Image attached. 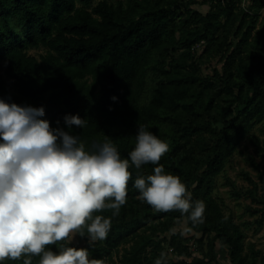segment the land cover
I'll return each mask as SVG.
<instances>
[{"label":"trees","instance_id":"obj_1","mask_svg":"<svg viewBox=\"0 0 264 264\" xmlns=\"http://www.w3.org/2000/svg\"><path fill=\"white\" fill-rule=\"evenodd\" d=\"M252 1V14L241 10L240 0H211L203 14L184 0H0V98L43 107L40 119L80 136L86 149L108 136L122 158L134 149L138 126L146 125L170 146L160 161L165 171L181 178L193 202L206 205L204 222L196 226L179 211H155L133 185L157 165L133 166L119 215L98 213L111 218L107 240L117 252L122 244L130 248L116 260L111 249L105 254L88 238L68 246L88 248L90 258L106 264H154L157 254L147 255L154 237L186 219L196 233L213 239L205 260L172 264L215 262L217 242L229 247L232 264H264V254L254 244L247 249L241 226L214 194L228 159L264 120V0ZM198 45L201 53L194 51ZM41 48L39 57L29 53ZM222 53V71L203 77V62ZM66 115L88 123L69 128ZM248 139L264 151L257 136ZM180 237L172 236L173 245ZM181 253L190 256L186 247Z\"/></svg>","mask_w":264,"mask_h":264},{"label":"clouds","instance_id":"obj_2","mask_svg":"<svg viewBox=\"0 0 264 264\" xmlns=\"http://www.w3.org/2000/svg\"><path fill=\"white\" fill-rule=\"evenodd\" d=\"M44 115L43 107L0 98V262L33 264L38 257L37 264H106L90 258L88 248L68 244L76 234L87 235L89 244L107 238L111 218L98 213L119 215L133 166L157 165L136 177L138 199L157 212L179 211L193 226L204 222L205 203L193 202L181 178L165 171L160 161L170 146L146 125L138 126L135 147L122 158L110 137L86 149L80 136L53 129ZM64 122L69 128L88 123L78 115ZM154 264H167L166 253Z\"/></svg>","mask_w":264,"mask_h":264},{"label":"rangeland","instance_id":"obj_3","mask_svg":"<svg viewBox=\"0 0 264 264\" xmlns=\"http://www.w3.org/2000/svg\"><path fill=\"white\" fill-rule=\"evenodd\" d=\"M100 1L102 0H93L92 4L96 5ZM184 1L191 4L192 10L200 11L203 14L209 11L212 5L211 0ZM252 4V0H240L239 6L243 12L252 14ZM263 17L264 9L259 12L260 24L264 20ZM237 42L238 38L233 36L230 38L229 43L233 47L237 45ZM194 51L201 53V45L196 46ZM29 53L39 57L45 53V49H32ZM223 54L207 58L203 62V77L213 78L214 68L222 71L224 61H222L221 57ZM223 125L224 122L215 123V126L219 128H222ZM253 135L259 138L264 148V120L254 125L252 131L241 142L239 149L228 159L223 172L216 179L214 194L221 206H223L225 213L232 215L236 223L241 226L246 236L247 249L250 244H254L255 249L264 254V151H258L250 143L248 138ZM175 234H180L181 237L173 245L175 241L172 236ZM82 238L88 237H81L76 234L70 243L77 247L82 246L81 243H84V241L80 242ZM209 238L202 237L193 228L188 227L185 219L181 224L175 226L171 232L154 237L155 244L147 250V255L152 257L156 253L158 258L161 252H164L166 253L167 264L185 260L189 263L193 259L200 262L205 260L209 242L213 239L212 237ZM86 241L89 244V239ZM89 245H93V248H100L105 254L111 249L116 260H119L126 248H130V244H122L118 253L117 248H114L111 241L107 240V238ZM216 245V261L210 264H232L229 256V247L222 246L220 242H217ZM177 246L180 247L179 251H176ZM185 247L190 253L189 257L181 253V250L185 249Z\"/></svg>","mask_w":264,"mask_h":264}]
</instances>
